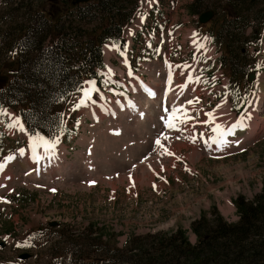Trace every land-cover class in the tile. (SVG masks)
<instances>
[{
	"label": "rangeland",
	"instance_id": "1",
	"mask_svg": "<svg viewBox=\"0 0 264 264\" xmlns=\"http://www.w3.org/2000/svg\"><path fill=\"white\" fill-rule=\"evenodd\" d=\"M15 1L0 0L2 84L19 54L2 51V39L15 32V22L6 21ZM52 1L47 12L50 8L56 19L67 5ZM226 1L138 0L124 31L126 44L103 46L101 78L82 88L94 82L96 90L91 99L82 89L70 97L62 133L54 139L30 135L17 110L2 109L0 264H110L95 252L88 258L72 250L54 263L59 232L64 239L102 232L104 240L122 246L134 233L182 227L195 242L191 223L200 214L216 208L230 221L239 219L233 201L239 195L252 199L264 189V25L258 40L253 38L256 24L243 29L242 39L249 43L239 55L246 67L242 83L252 74L242 96L228 80L229 65L220 60V46L210 32L225 16ZM22 2L28 11L29 1ZM195 4L203 8L194 12ZM203 9L215 11L207 23L199 22ZM239 11L253 15L248 7ZM174 109L180 110L176 127L169 128ZM209 112L214 121L206 123ZM239 119L246 127L223 137L227 144L212 143L217 124L227 130ZM40 138L58 143L46 150ZM165 148L172 155L163 154ZM25 252L32 257L20 259Z\"/></svg>",
	"mask_w": 264,
	"mask_h": 264
},
{
	"label": "trees",
	"instance_id": "2",
	"mask_svg": "<svg viewBox=\"0 0 264 264\" xmlns=\"http://www.w3.org/2000/svg\"><path fill=\"white\" fill-rule=\"evenodd\" d=\"M28 1V11H23L22 0H16L12 14H6V21L15 22V32L2 39V51L6 47L5 53L11 48L19 54L7 82H0V107L17 110L31 135L55 138L63 128L64 108L70 97L87 80H100L104 44H126L124 31L139 3L138 0L85 3L55 0V3L64 2L67 11L53 19L50 8L47 12L52 0ZM259 6L257 0H227L223 6L225 16L216 20L210 29L222 52L220 60L224 66L229 65L225 72L240 95L246 84H251L250 80L242 83L246 67L239 55L244 53L241 46L248 42L242 39L243 29L248 23L256 24L253 38L258 40L264 25V7ZM244 7L253 11V15L241 13L239 8ZM190 8L199 12L203 7L195 4ZM26 12L28 20L23 19ZM234 203L239 214L237 221H229L212 208L192 222L196 242L190 240L182 227L134 233L122 246L104 240L102 232L92 236L91 231H83L82 239L80 235L64 239V234L59 232L52 246V261H60L61 254L72 250L88 258L93 253H87L95 252L107 257L110 264H264V189L252 199L239 195Z\"/></svg>",
	"mask_w": 264,
	"mask_h": 264
},
{
	"label": "snow or ice",
	"instance_id": "3",
	"mask_svg": "<svg viewBox=\"0 0 264 264\" xmlns=\"http://www.w3.org/2000/svg\"><path fill=\"white\" fill-rule=\"evenodd\" d=\"M205 39H207V37H205ZM197 46L198 47H203V45H200V44H198ZM189 79H191V78H189ZM89 83L93 85L91 88L82 89L86 99H91V93L96 90L94 82H89ZM183 87H186V85L183 86ZM192 103H194V101H192V100L188 101V104H192ZM79 106L80 105H77V107H79ZM217 107H219V105ZM178 111H180V110H178V109H174L173 110L172 117H170L169 121L166 123L167 127H169V128H175L176 127V125H175V123H173V121L177 118L176 117V113ZM3 114H4L3 110L0 109V115H3ZM206 115L209 117V121H206V123L214 121V113L209 112V113H206ZM246 118H250V117H246ZM16 123L18 124L19 121H17ZM10 126H15V125H10ZM244 127H246V125L244 123V119L237 120L236 123L233 124L227 130H224L222 125L217 124L216 127L213 129V131L215 133H217V136L212 138V143H216L218 145V147L220 145L227 144L228 141L225 140V139H222V138L225 137V136H228V135H232V134L235 133V131L237 129H243ZM164 138L167 139L166 136ZM40 139H41V142H42V144H43V146L45 147L46 150L54 149L55 145L58 143V139L50 140V141L43 140L42 138H40ZM155 143L158 146H160L161 148H164V145L161 144L160 139H157ZM33 150H35V145L33 146ZM21 152H23V150H21ZM163 154L172 155V153L168 152L166 148L164 149V153ZM8 159H12V157H9ZM2 167H3V165H0V168H2Z\"/></svg>",
	"mask_w": 264,
	"mask_h": 264
},
{
	"label": "water",
	"instance_id": "4",
	"mask_svg": "<svg viewBox=\"0 0 264 264\" xmlns=\"http://www.w3.org/2000/svg\"><path fill=\"white\" fill-rule=\"evenodd\" d=\"M78 2H88V1H91V0H77ZM214 15V11L213 10H208L204 13H202L199 17V20L202 22V23H206L207 21H209ZM29 257H31V254L30 253H22L19 255V258L20 259H28Z\"/></svg>",
	"mask_w": 264,
	"mask_h": 264
}]
</instances>
